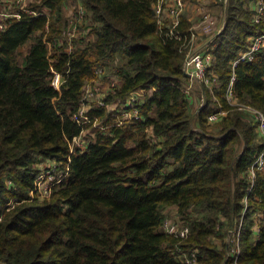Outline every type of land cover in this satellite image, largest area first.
<instances>
[{"label":"trees","instance_id":"obj_1","mask_svg":"<svg viewBox=\"0 0 264 264\" xmlns=\"http://www.w3.org/2000/svg\"><path fill=\"white\" fill-rule=\"evenodd\" d=\"M156 1L41 0L0 32V264H180L178 247L197 250L199 264H231V246L215 241L239 226V262L264 264V171L250 177L264 142L226 99L235 73L234 100L264 113V48L235 72L231 65L264 32L253 20L255 0H221L226 21L212 45L218 81L198 86L199 104L194 90L185 95L181 42L158 31ZM70 3L94 25L91 40L69 54L61 41ZM190 27L183 18L179 30ZM99 67L123 81L107 105L142 93L141 119L119 128L109 116V134L73 155L71 144L93 124L81 127L72 115ZM53 71L64 79L60 93ZM106 109L89 115L103 120ZM221 109L227 115L211 124ZM45 161L68 175L40 200L32 192ZM171 207L189 228L183 241L163 232Z\"/></svg>","mask_w":264,"mask_h":264},{"label":"built area","instance_id":"obj_2","mask_svg":"<svg viewBox=\"0 0 264 264\" xmlns=\"http://www.w3.org/2000/svg\"><path fill=\"white\" fill-rule=\"evenodd\" d=\"M40 0H0V32H3L7 28V24L11 20H22V13L33 14L29 8L32 3ZM194 0H157L154 5V13L157 20L158 31L161 36L164 37V41H178L181 42V52H185V61L183 65V71L189 79V84L185 88V95L188 98L191 97L195 86H205L206 88L212 90L213 86L217 83L218 79L213 71L214 60H213V42L217 35H219L223 29V25L218 26L212 15L205 11V8L194 6L197 14L203 19L204 26L201 25L196 27L192 23V19L187 18L190 22L191 27L188 32H183L179 30L183 18H186V10L190 7ZM251 9L254 12V23L257 25L264 26V0H255L251 4ZM71 10V9H67ZM87 10L80 4L72 13L70 27L66 33L65 40L68 43L67 53L73 51V41L75 39H80L83 41H90L88 38L90 31L87 29ZM215 26L218 30L212 31V33H207ZM200 29L198 32L197 30ZM165 30V31H164ZM206 30V31H204ZM165 33H164V32ZM264 48V32L252 38L248 43L246 48L242 50L239 56L231 62L233 72L240 64L251 63L256 54ZM53 76L51 79L52 87L61 92V86L64 83V79L60 74L53 71ZM97 79L93 82L87 84L82 93V100L78 110L72 115L73 121H75L79 126L85 127L86 125H95L97 118L90 116V111L100 110L102 108H109L107 105V97L109 93L103 91L104 80H110L111 86L109 88L110 92L116 87L115 78H106L107 72L105 69L99 67L96 69ZM236 82L235 73L231 77L229 87L227 89L226 99L230 106L235 108L237 111L247 113L253 124L257 126V133L261 140L264 142V113L252 106L240 104L238 101L234 100V84ZM143 99L142 93L130 94L124 101H116L113 104L114 108L111 116L115 118L113 127L123 128L126 124L133 125L136 121L141 119L139 112L137 110V105ZM201 107L204 105V97H202ZM92 104L96 106L92 107ZM227 112L222 109L216 113L210 115L209 122L211 124L216 123L222 117L226 116ZM121 116L123 120H121ZM117 118V119H116ZM95 123V124H94ZM109 126V127H111ZM107 127V128H109ZM84 131L81 136L76 138L71 144V154L76 155L77 149L80 153L87 150L91 143L87 142L83 136ZM47 164L48 166H45ZM45 166V167H43ZM40 174L35 182L36 190L32 192L33 197H37L40 200L48 198L52 195L53 190L59 187L64 179L67 177V170L61 169V165L45 161L38 166ZM41 168V169H40ZM45 169H49L44 172ZM256 170L264 171V152L258 156L256 162L251 168L250 175L251 179L254 180L256 176ZM56 172V175L53 173ZM15 204L13 200L7 205V209L11 208ZM163 232L167 235L172 236L179 241L185 240L189 235V228L182 225L177 219L171 216H165V221L163 223ZM259 232V227L256 228L255 233ZM240 235L241 226L233 229L227 239L230 243L231 249L228 251L227 259L231 261V264H242L239 262L241 255L240 249ZM200 254L197 250L191 251L190 253L184 252L180 247L177 248V261L180 264H199Z\"/></svg>","mask_w":264,"mask_h":264},{"label":"rangeland","instance_id":"obj_3","mask_svg":"<svg viewBox=\"0 0 264 264\" xmlns=\"http://www.w3.org/2000/svg\"><path fill=\"white\" fill-rule=\"evenodd\" d=\"M41 1V0H40ZM225 2V4L227 3V0H225L224 1ZM80 4H77V5H75L74 6V4H72V3H70V4H68L67 6H66V10H65V14H66V16H67V18H69V23L71 22V17H72V13H73V11L79 6ZM195 5H197V6H199V7H203V8H205V11L207 12V13H209L210 15H212L213 16V18H214V20H215V22H216V25H218V26H221V25H223V23H225V21H226V15H225V11H224V9H223V7H222V5H221V0H194L193 2H192V4L190 5V7H189V9H187L186 10V12H185V14H186V19L188 18V17H190L189 19H192V23H193V25L194 26H196V27H199L200 25H201V28H202V25L204 26V24H202L203 23V19L202 18H200V15L199 14H197V12H196V10L194 9V6ZM71 9V10H67V9ZM86 21H87V24H89V26L88 27H90L91 28V26H93L94 24L93 23H91L90 24V21H91V19H90V21H88V19L86 18ZM92 22V21H91ZM218 30L217 28H215V26H213V28L212 29H210V30H208V31H206V30H204V31H206L207 33H212V31H215V30ZM68 30H69V28H68ZM68 30H67V32H68ZM200 29H198L197 30V32L199 31ZM64 39L61 41L62 43L63 42H65L66 43V41L65 40H67V38H66V35H64V37H63ZM88 38L89 39H91L92 38V35H88ZM76 43H78V45H81L83 42L80 40V39H75L74 41H73V48H74V45L76 44ZM28 47H26L25 49H24V51L23 52H27V49ZM68 50V43H67V49H66V51ZM107 72V71H106ZM104 81H106V80H104ZM198 86L196 85L195 86V89H194V94H193V97H194V100H196L197 101V103L199 104V98H200V96L199 95H197V91H198ZM192 97V98H193ZM191 98V97H190ZM200 102H201V100H200ZM241 104V103H240ZM93 106H96V104H92V107ZM114 108V106H113V104L111 103L110 104V107L109 108H107L106 109V112H105V118L103 119V120H97L94 124L95 125H92L91 127H89L88 129H85L84 130V134H83V136L85 137V139H86V141L87 142H95L96 140H97V133L98 132H102L103 134H109V128H107L105 125H104V123L108 120V117L110 116L111 117V119L113 120V123H112V125L114 124V121H115V118H114V116L112 115L111 116V114H112V112L114 113V111H112V109ZM255 108V107H254ZM238 112H240L239 110H238ZM240 113H242V114H244L243 112H240ZM245 116V118L249 121V122H251L252 123V121L250 120V117L249 116H247V113L246 114H244ZM122 117L123 116H121V120H123L122 119ZM117 119V118H116ZM211 128H213V126L211 125ZM41 165V163L38 165V166H40ZM37 166V169L39 168ZM45 166H48L47 164H45ZM45 166H43V167H45ZM41 169V168H40ZM49 169H45L44 170V172H47ZM54 175H56V172L55 173H53ZM250 177H251V175H250ZM38 178V177H37ZM257 213L258 212H256V215H257ZM164 214H165V216L167 215V216H171V217H173V218H175V219H177L180 223H182V221H181V218L179 217V215H178V212L177 211H173V209H171V208H167L166 210H165V212H164ZM256 217V216H255ZM257 220H258V218H257ZM216 243H218L219 244V246H222L223 244H229L230 245V243H228V242H222V241H215ZM231 246V245H230Z\"/></svg>","mask_w":264,"mask_h":264},{"label":"crops","instance_id":"obj_4","mask_svg":"<svg viewBox=\"0 0 264 264\" xmlns=\"http://www.w3.org/2000/svg\"><path fill=\"white\" fill-rule=\"evenodd\" d=\"M189 9V8H188ZM187 17V16H186ZM188 18H190V17H188ZM115 80H116V82H117V84H116V87L119 89V88H121V86L123 85V81L121 80V79H119V78H115ZM217 84V83H216ZM110 86H111V81L110 80H106V81H104V84H103V91H105V92H107V93H111L110 92V90H109V88H110ZM171 209H173V211H177V209L176 208H174V207H171ZM178 212V211H177Z\"/></svg>","mask_w":264,"mask_h":264}]
</instances>
